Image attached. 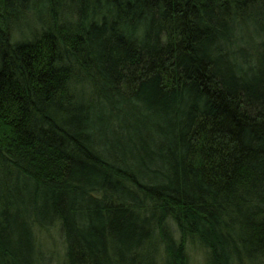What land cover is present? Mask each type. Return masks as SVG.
Wrapping results in <instances>:
<instances>
[{
	"label": "trees",
	"instance_id": "16d2710c",
	"mask_svg": "<svg viewBox=\"0 0 264 264\" xmlns=\"http://www.w3.org/2000/svg\"><path fill=\"white\" fill-rule=\"evenodd\" d=\"M188 247L264 264V0H0V264Z\"/></svg>",
	"mask_w": 264,
	"mask_h": 264
},
{
	"label": "rangeland",
	"instance_id": "374dc122",
	"mask_svg": "<svg viewBox=\"0 0 264 264\" xmlns=\"http://www.w3.org/2000/svg\"><path fill=\"white\" fill-rule=\"evenodd\" d=\"M32 27H35V26H19L21 31H28ZM188 253H189L190 264H204L205 263V253L202 250L198 248L188 247Z\"/></svg>",
	"mask_w": 264,
	"mask_h": 264
}]
</instances>
